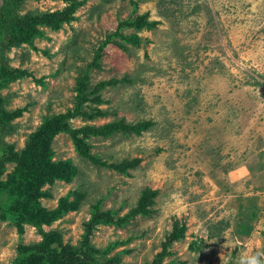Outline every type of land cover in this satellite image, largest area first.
Segmentation results:
<instances>
[{"label":"rangeland","instance_id":"1","mask_svg":"<svg viewBox=\"0 0 264 264\" xmlns=\"http://www.w3.org/2000/svg\"><path fill=\"white\" fill-rule=\"evenodd\" d=\"M75 1H85L75 21L57 30L39 25L42 36L32 45L0 52V109L14 129L0 136L3 148L21 157L45 118L74 109L78 79L102 43L140 16L157 24L122 29L139 42H124L126 49L110 44L102 68L91 71V88L129 79L102 91L104 102L85 106L109 114L70 123L154 125L140 136L89 139L103 162L139 160L128 174L83 159L71 137L58 134L52 161L70 160L78 172L71 182L47 183L35 205L55 211L67 198L76 207L40 227L14 216L27 171L4 161L0 264H13L22 247L41 243L46 233L58 232L64 246L79 249L97 203L123 217L146 188L159 192L154 213L123 227L96 224L90 243L100 252L91 264H153L177 222L185 236L162 264H238L242 254L264 250V0H14L12 14L65 11Z\"/></svg>","mask_w":264,"mask_h":264},{"label":"trees","instance_id":"2","mask_svg":"<svg viewBox=\"0 0 264 264\" xmlns=\"http://www.w3.org/2000/svg\"><path fill=\"white\" fill-rule=\"evenodd\" d=\"M14 0H6L5 6L0 9V52L3 49L20 47L22 44H33L34 38L42 36L37 29L39 25L52 26L55 30L60 29L64 23H70L76 20L75 13L85 4V1L73 2L65 11H58L36 16H19L12 14ZM156 22H149L147 16L137 17L135 20L128 19L123 21L118 30L107 37L96 53L94 61L83 72L77 82V95L74 109L68 110L65 114L56 115L51 118H45L42 126L37 132L30 136L26 151L21 157L14 153L13 148H8L6 152L0 143V176L2 175L3 162H17L20 169L26 170L27 184L25 189L13 200L12 209L15 210L17 221L27 220L35 226L51 224L55 219L73 210L76 204L70 203L67 198L61 199L59 207L55 211L42 209L36 201L45 195L41 189L47 183H53L56 180L71 182L77 174V168L70 160L53 162L52 141L60 133H67L75 146L76 152L83 159L89 160L99 167L112 169L121 174H128V170L135 169L139 160H124L122 163H112L101 161V159L92 153V145L88 142L91 138L107 139L116 134L125 136H140L151 129L154 125L152 121H138L136 123H126L124 119L116 120L102 126L86 125L81 128H73L70 121L81 117L84 120L93 121L97 118H105L109 112L92 108L86 110L89 103L100 104L103 101L100 94L108 87H115L121 82H127V77L121 79L113 78L108 81L99 82L94 88H91V71L101 69V60L105 57L107 46L116 45L126 49L124 42L138 43L139 38L136 34L126 36L122 33L124 28H134L143 30L155 26ZM121 38V41L115 40V37ZM3 65V62L1 63ZM17 71H15L16 73ZM23 73V72H22ZM8 115V114H7ZM3 109H0V136L14 131L13 127L7 129V116ZM11 120V119H9ZM9 124V123H8ZM6 154V156H3ZM159 192L146 188L135 208L129 211L123 217H116L112 211H102L101 203H97L93 210L92 224L87 226V235L82 241L79 249L74 250L64 246L60 233L52 232L43 235V241L37 245L22 247L19 258L13 264H91L94 263V255L99 253L91 246L90 235L96 224L104 223L117 227L128 225L136 216H151L154 211L155 198ZM28 205H32L29 209ZM27 208V209H26ZM21 212V213H20ZM185 227L178 222L173 232L169 235L163 245V251L158 255L153 264H162L164 258L169 255V246L174 242L184 238Z\"/></svg>","mask_w":264,"mask_h":264},{"label":"clouds","instance_id":"3","mask_svg":"<svg viewBox=\"0 0 264 264\" xmlns=\"http://www.w3.org/2000/svg\"><path fill=\"white\" fill-rule=\"evenodd\" d=\"M238 264H264V250H257L251 254H242Z\"/></svg>","mask_w":264,"mask_h":264},{"label":"water","instance_id":"4","mask_svg":"<svg viewBox=\"0 0 264 264\" xmlns=\"http://www.w3.org/2000/svg\"><path fill=\"white\" fill-rule=\"evenodd\" d=\"M4 5V0H0V8Z\"/></svg>","mask_w":264,"mask_h":264},{"label":"flooded vegetation","instance_id":"5","mask_svg":"<svg viewBox=\"0 0 264 264\" xmlns=\"http://www.w3.org/2000/svg\"><path fill=\"white\" fill-rule=\"evenodd\" d=\"M5 1H6V0H4V5H3L1 8H3V7L5 6ZM1 8H0V9H1Z\"/></svg>","mask_w":264,"mask_h":264}]
</instances>
